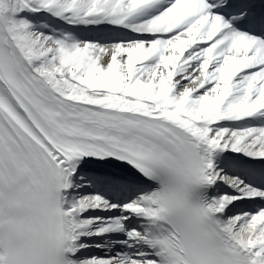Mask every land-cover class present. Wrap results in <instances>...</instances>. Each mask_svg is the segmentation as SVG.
<instances>
[{
  "label": "snow or ice",
  "instance_id": "snow-or-ice-1",
  "mask_svg": "<svg viewBox=\"0 0 264 264\" xmlns=\"http://www.w3.org/2000/svg\"><path fill=\"white\" fill-rule=\"evenodd\" d=\"M0 264H264V0H0Z\"/></svg>",
  "mask_w": 264,
  "mask_h": 264
}]
</instances>
